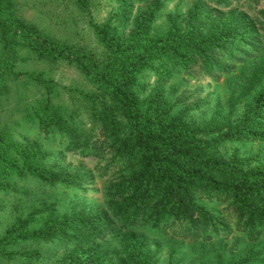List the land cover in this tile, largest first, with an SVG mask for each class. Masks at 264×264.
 <instances>
[{
    "label": "trees",
    "instance_id": "1",
    "mask_svg": "<svg viewBox=\"0 0 264 264\" xmlns=\"http://www.w3.org/2000/svg\"><path fill=\"white\" fill-rule=\"evenodd\" d=\"M208 1L219 9L249 7L260 15L251 21L247 10L241 11L233 14L227 26L224 18H216L208 32L197 25L183 30L174 20L166 35L152 36L151 20L159 10L155 2L147 17L137 20L129 37L110 23L93 25L105 49L104 57H98L50 41L19 17L14 0H0L5 71L18 76L14 65L17 50L23 47L40 60L76 64L97 89L96 93L84 94L92 104L90 129L83 133L72 115L50 109L49 104L36 114L42 133L47 135L55 129L67 141V152L101 158L106 163L101 172L106 175L114 171L105 194V219L86 221L64 216L43 228L29 230L34 220L31 216L13 225L0 238L1 256L33 258L35 255L8 252V247L60 240L90 250L89 257L71 256L62 264H111L100 258L98 244L109 235L121 234L124 255L116 264H152L137 230L157 228L171 231L172 237L211 239L222 232L230 233L233 229L229 224H234L252 241L264 237V168H250L249 160L236 154L227 158L218 153L227 141L263 143L264 118L263 125L253 126L250 114H246L240 123L221 132L210 124L197 126L172 114L168 101L161 96L147 105L136 91L139 74L148 69L154 70L161 80L170 79L174 71L180 70L193 79L218 78L248 56L264 51V8L260 9V0ZM77 3L81 11L89 10L90 0ZM190 18L198 22L195 14ZM32 79L39 84L46 82L41 76ZM262 82L264 64L254 71L244 94L251 93ZM233 101L232 96L231 106ZM254 108L255 123L264 113V89L256 97ZM14 149L16 155L11 159ZM45 156L37 145L22 151L0 135V164L8 172L20 176L30 173L51 184L77 183L67 173L55 177L45 166ZM213 200L227 205L215 212L204 203ZM253 258L256 255L251 252L242 264Z\"/></svg>",
    "mask_w": 264,
    "mask_h": 264
},
{
    "label": "rangeland",
    "instance_id": "2",
    "mask_svg": "<svg viewBox=\"0 0 264 264\" xmlns=\"http://www.w3.org/2000/svg\"><path fill=\"white\" fill-rule=\"evenodd\" d=\"M17 14L26 23L35 26L50 41L104 57L105 49L99 41L95 24L110 23L119 33L129 37L139 18L142 20L158 2L159 10L151 20V35L164 36L175 20L187 30L197 25L204 31L211 30L212 20L224 18V26L232 21L233 14L245 11L248 18L260 15L251 8L232 6L219 9L208 0H152L139 3L136 0H90L89 10L79 9L77 0H14ZM260 9L264 0H260ZM195 14L197 21H191ZM252 21V20H251ZM257 27V25H256ZM244 35H240L243 38ZM14 71L10 75L4 67V50L0 42V135L20 150L39 147L46 154L45 166L57 177L63 173L76 178L77 183H48L30 173L18 175L8 172L0 164V238L9 228L33 216L29 230L43 228L48 222L64 216L100 221L108 213L105 194L114 171L101 172L106 163L101 158L84 157L67 152V141L53 129L43 134L38 116L41 108L59 109L85 133L93 126L92 104L84 94L96 93L95 84L88 80L81 69L69 61L48 62L40 60L28 48H18ZM264 64V51L251 55L230 72L218 78L200 76L190 78L183 70L174 71L168 80H161L152 69L138 76L136 86L140 100L147 105L158 96L168 101L171 113L180 115L197 126L212 125L225 132L250 114L253 126L263 125V111L254 120L255 99L264 89V82L249 94H244L254 71ZM41 76L46 82L39 84L32 77ZM234 97L233 106L231 98ZM40 113V112H39ZM247 114V115H246ZM219 154L229 158L233 154L249 160L250 168H264V142L244 140L224 142ZM16 150L11 152L14 158ZM112 157H109V161ZM22 165V161L20 160ZM117 171V170H116ZM103 174V175H102ZM215 212L227 204L220 200L206 203ZM230 233L222 232L211 239H185L172 237L171 231L157 228L136 231L139 241L151 256L152 264H242L252 252L256 258L245 264H264V237L252 241L234 224ZM180 229H178L179 234ZM179 236V235H178ZM101 259L112 263L124 255L121 234L109 235L98 244ZM94 247V246H93ZM89 251V252H88ZM8 252L22 253L33 258L0 255V264H62L71 256L89 257L88 248L54 240L48 243H26L8 247Z\"/></svg>",
    "mask_w": 264,
    "mask_h": 264
}]
</instances>
